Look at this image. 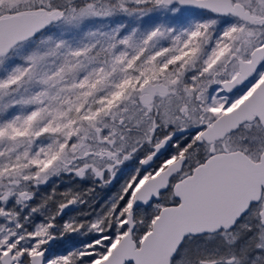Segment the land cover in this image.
I'll use <instances>...</instances> for the list:
<instances>
[{"label":"snow or ice","instance_id":"snow-or-ice-1","mask_svg":"<svg viewBox=\"0 0 264 264\" xmlns=\"http://www.w3.org/2000/svg\"><path fill=\"white\" fill-rule=\"evenodd\" d=\"M0 264H264V0H0Z\"/></svg>","mask_w":264,"mask_h":264}]
</instances>
